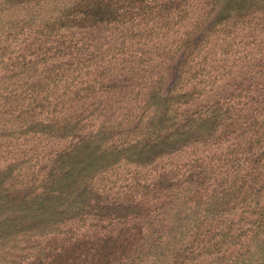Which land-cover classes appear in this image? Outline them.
<instances>
[{"label": "trees", "instance_id": "trees-1", "mask_svg": "<svg viewBox=\"0 0 264 264\" xmlns=\"http://www.w3.org/2000/svg\"><path fill=\"white\" fill-rule=\"evenodd\" d=\"M0 264H264V0H0Z\"/></svg>", "mask_w": 264, "mask_h": 264}]
</instances>
